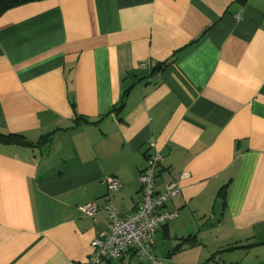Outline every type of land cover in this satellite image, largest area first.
Returning a JSON list of instances; mask_svg holds the SVG:
<instances>
[{"label": "crops", "instance_id": "1", "mask_svg": "<svg viewBox=\"0 0 264 264\" xmlns=\"http://www.w3.org/2000/svg\"><path fill=\"white\" fill-rule=\"evenodd\" d=\"M0 135L33 145L0 142V264H85L111 232L105 207L135 211L154 152L156 193L178 183L165 206L177 217L147 255L107 264H264V0L6 11Z\"/></svg>", "mask_w": 264, "mask_h": 264}, {"label": "built area", "instance_id": "2", "mask_svg": "<svg viewBox=\"0 0 264 264\" xmlns=\"http://www.w3.org/2000/svg\"><path fill=\"white\" fill-rule=\"evenodd\" d=\"M143 66L142 64L141 67ZM161 161L159 152L147 157V165L139 176L140 202L132 214L119 217L111 204L105 207L104 211L111 223V232L108 236L91 242V253L85 264H107L109 261L119 260L128 250L147 255L155 231L176 219V213L166 212L165 206L179 194L178 183L166 185L162 193L155 191L156 170ZM106 183L109 193L119 188L115 178H107ZM80 210L86 216H93L97 207L94 204H86Z\"/></svg>", "mask_w": 264, "mask_h": 264}, {"label": "trees", "instance_id": "3", "mask_svg": "<svg viewBox=\"0 0 264 264\" xmlns=\"http://www.w3.org/2000/svg\"><path fill=\"white\" fill-rule=\"evenodd\" d=\"M43 0H0V16L8 10L22 6L24 4L39 2ZM0 142L9 145L33 146L17 135H0Z\"/></svg>", "mask_w": 264, "mask_h": 264}]
</instances>
